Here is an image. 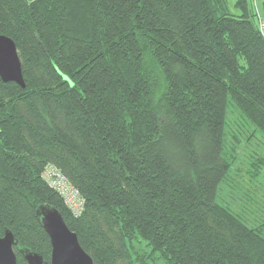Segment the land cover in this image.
<instances>
[{"label": "trees", "instance_id": "trees-1", "mask_svg": "<svg viewBox=\"0 0 264 264\" xmlns=\"http://www.w3.org/2000/svg\"><path fill=\"white\" fill-rule=\"evenodd\" d=\"M245 4L0 0L26 85L0 79V236L18 264L26 250L49 263L42 205L93 264H264V218L249 226L216 201L244 149L235 135L224 157L228 105L264 136V35ZM48 165L84 200L79 217Z\"/></svg>", "mask_w": 264, "mask_h": 264}, {"label": "rangeland", "instance_id": "rangeland-1", "mask_svg": "<svg viewBox=\"0 0 264 264\" xmlns=\"http://www.w3.org/2000/svg\"><path fill=\"white\" fill-rule=\"evenodd\" d=\"M238 1L226 0L229 14L240 16L245 12L244 8L237 5ZM245 5L246 11L255 15L254 23L259 26V19L263 18L264 21V0H246ZM225 131L228 138L224 147L226 159L232 160L233 136L240 137L244 149L234 158L227 176L220 183L216 201L239 214L249 226H253L264 218V164L255 162L258 155L264 156V136L254 130L253 124L239 117L237 111L229 105ZM254 167L259 169L256 177L252 176Z\"/></svg>", "mask_w": 264, "mask_h": 264}, {"label": "water", "instance_id": "water-1", "mask_svg": "<svg viewBox=\"0 0 264 264\" xmlns=\"http://www.w3.org/2000/svg\"><path fill=\"white\" fill-rule=\"evenodd\" d=\"M0 79L3 83H15L21 89L26 85L16 45L12 39L0 35ZM41 228L48 235L51 245L49 263L41 255L29 250L23 251L26 264H93L92 258L80 246L75 233L66 226L59 211L49 205H42L36 212ZM17 240L6 230L0 236V264H18L13 248Z\"/></svg>", "mask_w": 264, "mask_h": 264}, {"label": "built area", "instance_id": "built-area-1", "mask_svg": "<svg viewBox=\"0 0 264 264\" xmlns=\"http://www.w3.org/2000/svg\"><path fill=\"white\" fill-rule=\"evenodd\" d=\"M259 30L264 33V21L259 19ZM42 178L62 198L65 207L74 217H79L84 210V200L79 192L54 165L45 167Z\"/></svg>", "mask_w": 264, "mask_h": 264}, {"label": "crops", "instance_id": "crops-1", "mask_svg": "<svg viewBox=\"0 0 264 264\" xmlns=\"http://www.w3.org/2000/svg\"><path fill=\"white\" fill-rule=\"evenodd\" d=\"M261 20L263 19V18H260ZM263 21V20H262Z\"/></svg>", "mask_w": 264, "mask_h": 264}]
</instances>
